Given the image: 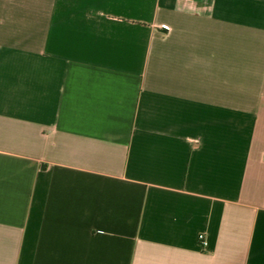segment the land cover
<instances>
[{
	"label": "crops",
	"instance_id": "0c3cea01",
	"mask_svg": "<svg viewBox=\"0 0 264 264\" xmlns=\"http://www.w3.org/2000/svg\"><path fill=\"white\" fill-rule=\"evenodd\" d=\"M0 264H264V0H0Z\"/></svg>",
	"mask_w": 264,
	"mask_h": 264
},
{
	"label": "built area",
	"instance_id": "2783aa9c",
	"mask_svg": "<svg viewBox=\"0 0 264 264\" xmlns=\"http://www.w3.org/2000/svg\"><path fill=\"white\" fill-rule=\"evenodd\" d=\"M183 2H192L193 0H181ZM198 240L200 242L201 245H204L205 244V241H204V237L202 234H199L198 235Z\"/></svg>",
	"mask_w": 264,
	"mask_h": 264
}]
</instances>
